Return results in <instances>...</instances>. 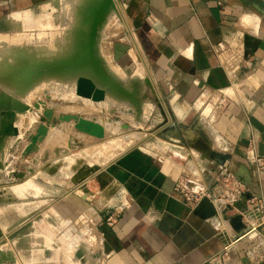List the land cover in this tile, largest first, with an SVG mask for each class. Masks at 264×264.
I'll return each mask as SVG.
<instances>
[{
	"label": "crops",
	"instance_id": "1",
	"mask_svg": "<svg viewBox=\"0 0 264 264\" xmlns=\"http://www.w3.org/2000/svg\"><path fill=\"white\" fill-rule=\"evenodd\" d=\"M43 1L0 0V20ZM116 3L132 39L116 46L117 61L129 68L145 61L177 129L189 139L182 142L186 148L179 145V155H168L135 145L107 165V179L124 199L100 208V235L90 239L99 244L85 254L83 224L75 226L80 237L69 243L66 222L53 226L50 204L33 202L41 193L52 195L51 189L29 187L28 199L0 203V264H264V173L252 161L255 154L264 155V0ZM31 114H17L20 130H31L27 121L19 123ZM2 137L0 187L17 182L14 173L25 163L24 145L15 149L13 136ZM223 157L247 184L246 192L261 200L250 207L262 216H244L241 230L230 223L238 209L211 199L214 207L192 206L175 190L182 179L192 190L217 195L223 188ZM4 193L0 190V196ZM21 193L10 189L7 194ZM56 209L77 212L60 204ZM112 213L117 222L109 226Z\"/></svg>",
	"mask_w": 264,
	"mask_h": 264
},
{
	"label": "rangeland",
	"instance_id": "2",
	"mask_svg": "<svg viewBox=\"0 0 264 264\" xmlns=\"http://www.w3.org/2000/svg\"><path fill=\"white\" fill-rule=\"evenodd\" d=\"M98 1L45 0L0 20L2 103L27 104L35 113L29 119H19L22 126L27 121L31 130L27 132L25 128L21 130L23 136L12 137L15 149L24 145L21 159L25 163L19 172L33 175L20 188L52 190V195L44 197L41 193L33 202L50 204L47 214L52 217L53 226L66 222L69 243L80 237L75 226L83 224L80 243L84 254L99 244L90 239L100 235V208L111 205V199H124L123 192L107 179V165L135 145L179 155V145L184 146L189 140L177 129L172 108L145 61L140 60L134 68L118 63L116 46L132 39L128 24L118 16L117 0H113L115 8L100 26L95 47V55L109 80L89 59L93 56L85 50L91 24L88 8ZM127 19L132 28L128 16ZM79 73L93 77L106 90V99L79 97L75 92ZM65 114L70 118L64 120ZM75 115L100 122L105 136L77 128ZM39 130L41 138L34 142L28 155H23L31 136ZM59 204L67 210L77 208V212L59 211Z\"/></svg>",
	"mask_w": 264,
	"mask_h": 264
},
{
	"label": "water",
	"instance_id": "3",
	"mask_svg": "<svg viewBox=\"0 0 264 264\" xmlns=\"http://www.w3.org/2000/svg\"><path fill=\"white\" fill-rule=\"evenodd\" d=\"M115 4L113 0H99L96 4H91L89 6V20L91 21L90 24V32L88 33V41L86 43L85 50H87L91 55L93 56L92 58L90 57L89 59L93 61V64L96 68L99 69L101 72V75H103L106 80L108 78V75L105 71V69L101 66L98 57L95 55L96 51V39H97V34L99 33L100 26L102 23L105 22L107 16L109 13H111L112 10H114ZM91 61V62H92ZM88 65V64H87ZM87 73V72H86ZM86 73H79V76L77 78V83H76V94L79 97L82 98H91L92 100H104L106 99V90L99 86L97 81L87 75ZM2 96V95H1ZM1 98V97H0ZM2 99V98H1ZM15 105L10 104L7 106H4L2 103V100L0 101V115H1V128H0V141L2 140V136H13V137H18L21 134L20 128L15 124L17 114L19 113H25L28 111H32L31 107L27 104L24 105ZM4 106V107H2ZM47 117H51L50 111L46 112ZM70 116L65 114L63 116L64 120L69 119ZM75 126L91 135H95L98 137H104L105 136V127L98 121L87 119L83 116L80 115H75ZM42 132L39 130L35 134L31 136V142L26 146V150L23 152V155H28L32 149L34 142L38 139L41 138ZM229 158L223 157V162ZM2 167V164L0 163V168ZM32 171V170H31ZM15 177L17 178V182H13L12 184L6 185L4 184L2 187H0V190H4L5 193L0 196V203H6L14 200H25L28 199L29 195L24 194L25 191L28 192L26 188H20V185L26 184L28 180L33 177L29 176V174L26 176L24 173L21 172H16L14 173ZM35 179V178H34ZM10 189H15V191H20L21 194H18L15 197L11 196L10 194H7ZM7 191V192H6ZM252 198V194L250 193H244L242 195V198L240 201L235 205L237 208L240 209L241 213L237 214L235 216L230 217V223L235 228L236 230H241L244 227H246V224L243 222V218L245 215L250 216L252 218L255 216H258L259 218L262 216L260 212L254 211L252 209L247 201ZM208 202L210 206H213L212 201L208 197H204L201 201V205H205ZM227 208H231L230 206H227ZM25 219H21L19 223H22ZM263 224V222L261 223ZM16 226V225H15Z\"/></svg>",
	"mask_w": 264,
	"mask_h": 264
},
{
	"label": "built area",
	"instance_id": "4",
	"mask_svg": "<svg viewBox=\"0 0 264 264\" xmlns=\"http://www.w3.org/2000/svg\"><path fill=\"white\" fill-rule=\"evenodd\" d=\"M252 161L254 162V167L259 173H264V155L255 154L252 156ZM230 160L227 159L222 164L221 169V179L223 188H220L217 195L214 196V194H211L207 191H195L192 190L187 186L185 181L182 179L178 181V183L175 186V190L182 196V198L185 200L186 203L196 206L198 205L204 197H208L213 201H219L223 205H226L224 208H227V206H230V209L236 208L240 211L239 208H237L235 205L240 201L242 198V195L246 193V190L248 188L245 181L237 174V172L233 171L229 167ZM261 201L259 198L253 196L249 201H252L251 204H254L255 201ZM241 213V211H240ZM246 216V215H245ZM117 222V215L112 213L107 217V224L109 226L114 225ZM256 228V227H255Z\"/></svg>",
	"mask_w": 264,
	"mask_h": 264
},
{
	"label": "bare ground",
	"instance_id": "5",
	"mask_svg": "<svg viewBox=\"0 0 264 264\" xmlns=\"http://www.w3.org/2000/svg\"><path fill=\"white\" fill-rule=\"evenodd\" d=\"M120 14V13H119ZM123 18V17H122ZM131 37V36H130ZM91 168V167H90ZM90 170V169H89Z\"/></svg>",
	"mask_w": 264,
	"mask_h": 264
}]
</instances>
